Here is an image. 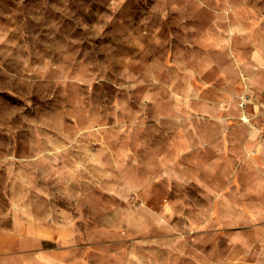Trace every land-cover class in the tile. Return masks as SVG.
Segmentation results:
<instances>
[{
    "label": "rangeland",
    "instance_id": "1",
    "mask_svg": "<svg viewBox=\"0 0 264 264\" xmlns=\"http://www.w3.org/2000/svg\"><path fill=\"white\" fill-rule=\"evenodd\" d=\"M263 134L264 0H0V264H264Z\"/></svg>",
    "mask_w": 264,
    "mask_h": 264
},
{
    "label": "bare ground",
    "instance_id": "2",
    "mask_svg": "<svg viewBox=\"0 0 264 264\" xmlns=\"http://www.w3.org/2000/svg\"><path fill=\"white\" fill-rule=\"evenodd\" d=\"M243 119H244V121H248V119H247V117H246V116H244V118H243Z\"/></svg>",
    "mask_w": 264,
    "mask_h": 264
},
{
    "label": "built area",
    "instance_id": "3",
    "mask_svg": "<svg viewBox=\"0 0 264 264\" xmlns=\"http://www.w3.org/2000/svg\"><path fill=\"white\" fill-rule=\"evenodd\" d=\"M263 137H264V134H263Z\"/></svg>",
    "mask_w": 264,
    "mask_h": 264
}]
</instances>
